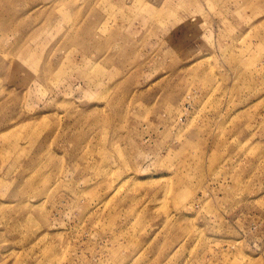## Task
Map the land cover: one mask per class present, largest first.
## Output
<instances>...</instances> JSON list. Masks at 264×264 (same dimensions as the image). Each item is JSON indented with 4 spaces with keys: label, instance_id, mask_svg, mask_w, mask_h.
<instances>
[{
    "label": "rangeland",
    "instance_id": "1",
    "mask_svg": "<svg viewBox=\"0 0 264 264\" xmlns=\"http://www.w3.org/2000/svg\"><path fill=\"white\" fill-rule=\"evenodd\" d=\"M0 264H264V0H0Z\"/></svg>",
    "mask_w": 264,
    "mask_h": 264
}]
</instances>
